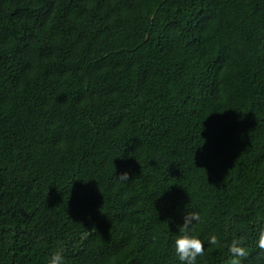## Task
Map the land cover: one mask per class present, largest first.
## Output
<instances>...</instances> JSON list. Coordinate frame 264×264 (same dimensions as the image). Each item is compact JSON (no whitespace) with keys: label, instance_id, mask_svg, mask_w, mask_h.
<instances>
[{"label":"trees","instance_id":"1","mask_svg":"<svg viewBox=\"0 0 264 264\" xmlns=\"http://www.w3.org/2000/svg\"><path fill=\"white\" fill-rule=\"evenodd\" d=\"M188 211L264 264V0H0V264H184Z\"/></svg>","mask_w":264,"mask_h":264},{"label":"clouds","instance_id":"2","mask_svg":"<svg viewBox=\"0 0 264 264\" xmlns=\"http://www.w3.org/2000/svg\"><path fill=\"white\" fill-rule=\"evenodd\" d=\"M118 181L125 183L129 180L128 173L122 172L116 176ZM201 221V216L198 212L188 211L184 215L183 223L178 225V235L174 239V249L179 260L184 264H196L197 258L204 255V242L193 234L196 223ZM257 247L264 250V223L258 229ZM87 238V232L82 239ZM208 243L218 245L219 240L216 235H211L208 238ZM241 239H233L228 246V251L232 256L230 264H240V259L246 257L248 252L242 246ZM48 264H64V256L62 251L58 250L51 254Z\"/></svg>","mask_w":264,"mask_h":264}]
</instances>
